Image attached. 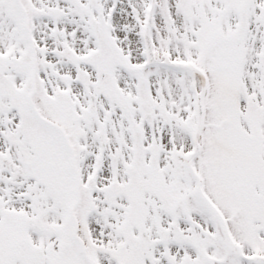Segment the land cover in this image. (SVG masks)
Segmentation results:
<instances>
[{
    "label": "snow or ice",
    "instance_id": "1",
    "mask_svg": "<svg viewBox=\"0 0 264 264\" xmlns=\"http://www.w3.org/2000/svg\"><path fill=\"white\" fill-rule=\"evenodd\" d=\"M0 264H264V0H0Z\"/></svg>",
    "mask_w": 264,
    "mask_h": 264
}]
</instances>
